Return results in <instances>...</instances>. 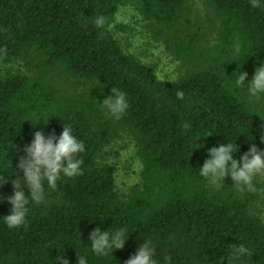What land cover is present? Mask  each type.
<instances>
[{
    "label": "trees",
    "instance_id": "trees-1",
    "mask_svg": "<svg viewBox=\"0 0 264 264\" xmlns=\"http://www.w3.org/2000/svg\"><path fill=\"white\" fill-rule=\"evenodd\" d=\"M126 1L182 61L183 75L161 78L124 50L109 24ZM205 1L216 17L207 37L191 27L189 0H0V172L12 178L14 145L22 148L42 126L59 135L69 125L84 144L81 173L61 175L55 187L45 182L24 225L9 229L0 218V264H58L62 256L76 264L77 255L87 264H123L142 236L154 244L158 264H227L241 245L247 254L233 264H264V223L250 211L264 193L228 178L217 189L198 170L218 142L236 141L237 159L250 135L264 149V94L250 97L231 83L239 69L250 80L264 61V0L258 7ZM111 89L128 101L118 118L97 102ZM121 133L141 162L140 184L125 199L115 165L98 162ZM11 191L10 182L0 187L5 196ZM9 209L0 203V217ZM97 226L123 227L124 247L93 253L88 234Z\"/></svg>",
    "mask_w": 264,
    "mask_h": 264
},
{
    "label": "clouds",
    "instance_id": "clouds-1",
    "mask_svg": "<svg viewBox=\"0 0 264 264\" xmlns=\"http://www.w3.org/2000/svg\"><path fill=\"white\" fill-rule=\"evenodd\" d=\"M261 2L262 0H251V6L258 7ZM239 50V46H237L236 51L239 52ZM231 83L235 88L246 90L250 97L264 94V61H260L259 65L255 67L250 80L248 73L239 69ZM111 92V95L97 102L102 110L118 118L126 111L128 101L123 92L114 89H111ZM182 96L183 92L178 91L177 97ZM261 121L262 123L258 128L259 141L264 144V120ZM41 122L32 124L33 128L35 129L36 125ZM43 125L46 126L47 124L43 123ZM250 136L254 139L250 142L246 140L248 150L242 153L238 159L234 157L240 148L236 141L228 142L225 140L208 148L207 156L198 168L199 175L207 179L217 189L221 187L226 178L231 180L237 188L249 186L255 175L264 174V149L257 146L254 136ZM199 147L201 146L198 145L195 150ZM13 148H16L18 153L15 169L12 167L11 159L7 157L11 162L12 178L9 179L8 175L7 177L3 175L7 171L0 172V187L5 182H10L12 186L10 195L5 196L0 193V203L7 202L10 205L9 213L0 217L9 229L20 227L26 223L28 205L30 201L39 203L42 200L45 182L49 187H55L56 181L61 175L73 177L81 173L82 160L79 159L78 154L84 151V144L73 134V129L69 125L62 126L59 135H56L55 132L46 135L42 126L39 130L32 132V139L29 143L22 148L16 145ZM17 170L22 175H19ZM25 188H27V192ZM142 237L143 242L123 264H158L155 259L156 248L154 244L150 239ZM128 238L129 234H125L123 227L113 229L112 226L108 230H102L101 227L97 226L88 234L90 241L88 245L95 254L112 255L114 250L124 247ZM247 251L241 245L234 250L232 256L227 260V264H233V258L244 256ZM77 257L76 264H87L82 256L77 255ZM58 264H70V262L65 256H62L59 258Z\"/></svg>",
    "mask_w": 264,
    "mask_h": 264
},
{
    "label": "rangeland",
    "instance_id": "rangeland-1",
    "mask_svg": "<svg viewBox=\"0 0 264 264\" xmlns=\"http://www.w3.org/2000/svg\"><path fill=\"white\" fill-rule=\"evenodd\" d=\"M189 1L191 27L207 37L216 17L205 0ZM117 24H122L124 30L116 29ZM109 28L127 53L153 66L159 77L175 79L185 73L182 61L171 54L163 40H156L151 24L142 18L133 3L126 1L118 7ZM212 41L210 37L208 43ZM98 162L115 165L116 189L122 199L127 198L132 188L140 184L141 162L128 134L121 133L118 138L111 140L99 154ZM246 187L264 193V174L255 175ZM250 211L264 223V194L259 195Z\"/></svg>",
    "mask_w": 264,
    "mask_h": 264
}]
</instances>
